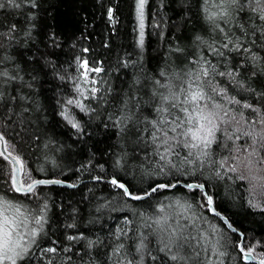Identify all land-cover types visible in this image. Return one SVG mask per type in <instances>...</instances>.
Instances as JSON below:
<instances>
[{"label": "trees", "instance_id": "obj_1", "mask_svg": "<svg viewBox=\"0 0 264 264\" xmlns=\"http://www.w3.org/2000/svg\"><path fill=\"white\" fill-rule=\"evenodd\" d=\"M17 2L20 8L6 5L0 9V32L7 33L8 26H16L12 39L0 36V60L3 61L0 70L17 77L16 80L0 77V81H7L0 82L3 93L0 135L7 144V152L23 161L22 182L60 179L72 185H37L32 193H17L12 190L10 162L0 156V205L8 206L21 226L27 220L26 244L28 231L37 227L33 216L47 205L43 233L31 246L30 255L18 264H48L50 258L53 264H111L108 257L118 243L125 245L127 258L135 262L138 256L134 243L138 242L140 233L149 234L150 230L143 227L145 218L160 214L157 212L160 203L165 205V214L173 217V224L180 220L181 224L188 225L186 234L203 237L202 245L208 251L201 249V256L194 258L196 264H206L208 259L213 264L220 261L254 264L243 259L236 245L243 234L246 248L256 245L253 256L264 253V198L262 207L249 203V186L246 180L237 178L244 174L239 170V162L231 156L245 155L244 149L252 145V139L243 135L244 130L261 131L260 124L254 128L252 125L257 115L251 109L242 108V104L250 103L264 113V72L253 68L248 60L240 67V54L233 53L230 68L238 69L237 79L244 82L245 89L254 91L240 89L227 78L216 77L219 85L228 89L229 96L241 101L239 105L219 101L230 110L226 119L235 115L239 121L243 114L240 132L236 133L241 139L228 141L224 148V138L218 133L219 146L212 147V160L230 158L224 168L219 164H205L202 169L184 165L180 172L172 170L168 175H160L158 164L161 162L153 154L147 134L141 139L140 129L145 126L140 122L142 117L156 118L153 109L159 100L152 99V91L166 92L154 80L178 85L180 81L175 77L195 69L196 65L190 61L200 56L221 65L219 71L228 70L222 66L226 62L212 55L208 48L219 44L222 34L218 30L214 32L204 19L201 0H147L143 47L138 46L135 0H36V7H30L29 0ZM207 7L213 9L212 0ZM251 15L247 9L239 13V19L230 25L231 31L239 35L236 24L244 23L247 28ZM220 23L228 31L229 26ZM53 33L55 41L50 39ZM196 36L205 43L196 41ZM252 51H258L264 58V50L252 46ZM77 57L87 60L89 68H103L101 73L88 74L89 81L95 77L102 83L94 85L101 89L96 99L89 95L83 101L88 109L84 112L74 105H66L69 98L83 99L74 90L77 84L74 78L79 75ZM260 66L264 67V59ZM253 71H257L256 76H252ZM81 87L89 89L93 85L81 82ZM125 100L130 107L138 102L140 111L132 107L129 113L132 119L116 124ZM65 107L79 122V131L61 116ZM234 125L235 121L227 125L229 131ZM235 146H240L241 152L236 153ZM178 151L179 160L172 158V162L179 166L186 150ZM118 158H122L121 166L116 164ZM234 163L238 171H227ZM114 177L135 194L148 191L154 183L177 182L173 177L185 183H202L213 197L215 209L228 219L235 231L228 230L209 213L199 189L193 194L184 186H176L134 201L111 184L110 179ZM178 200L184 207L176 204ZM187 204L192 207L187 208ZM125 220L130 223L126 224ZM118 229L127 235H121ZM67 236L83 238L69 241ZM217 240L220 250L226 253L219 258L211 248ZM89 241L95 242L91 248ZM146 243L148 251L157 259L153 261L145 255V264H174L165 253L159 252L160 245L154 237L149 236ZM48 247H56L57 253H43ZM65 247L71 251L64 252ZM184 254L191 256L187 248ZM69 256L71 262L67 260ZM188 264H193V260Z\"/></svg>", "mask_w": 264, "mask_h": 264}, {"label": "snow or ice", "instance_id": "obj_2", "mask_svg": "<svg viewBox=\"0 0 264 264\" xmlns=\"http://www.w3.org/2000/svg\"><path fill=\"white\" fill-rule=\"evenodd\" d=\"M213 9L210 10L207 5L209 0H201L200 9L203 14L204 19L212 26V30L219 31L222 34V40L219 44L208 45L210 53L216 56L218 59L226 62L222 66L228 70L219 71L218 68L221 65L213 64L211 60L205 59L200 56L196 61H190L196 65L195 69H191L183 74V76L177 75L175 78L180 81L178 85L160 84V81L154 80L156 85L160 88L166 90V92H161L159 90L152 91V99L158 98L159 103L156 104L153 111L156 115L155 119H149L148 117H142L141 123L145 126L140 129L141 139H145L144 133L147 134V142L153 149V154L159 157L161 163L158 164L159 174L168 175L175 170L180 172L184 165H195L199 168H204L205 164H219V167L224 168L229 161V157L225 156L219 161H214L212 157V147L214 144L219 146V137L224 138L223 147L227 148L228 141L240 140L241 136L236 135L240 132L239 128H235L229 131L227 125H230L233 121H236L235 115H232L229 119V111L225 109L224 103L219 102L220 100L226 101L230 105L241 104L240 100H237L234 96L228 95V89L226 87H221L219 81L216 77L227 78L228 82L233 84L235 87L240 89L254 91L252 89H245L244 82L238 80L239 75L238 69L230 68L231 56L233 53L240 54V67L244 66V60L251 62L253 68H258L261 72H264V67L260 66V61L264 58L260 57L258 51H252V46H256L259 50H264V0H212ZM30 7H36V0H29ZM147 0H135V15L138 22V46L143 47L144 44V28H145V6ZM8 7L20 8V3L17 0H0V9ZM247 9L251 16L248 19L251 23L248 27H245L244 23L236 24V28L239 31V35L231 31L230 25L237 19H239V13L244 12ZM112 10L109 9V18H111ZM259 21V23H257ZM229 26L228 31H225L224 27H221V23ZM16 31V26L10 25L7 28V33L0 32V36L7 35L9 39H12V33ZM50 39L55 41V34H51ZM196 41L205 43L200 36L195 37ZM259 41V43H257ZM2 46V45H0ZM87 51V49H85ZM180 51V49H176ZM8 59V58H4ZM77 72L78 77L74 79L77 80L75 87V92L79 97L83 99L69 98L66 100V105H74L79 108L82 112L87 111V105L84 104V100L88 99L89 95L93 98H97V94L101 92L100 88L95 87L97 83H102L98 81L95 77L89 81V73H101L103 68L100 66L89 68L87 60H81L77 57ZM3 61L0 60V64ZM161 76L164 75L163 72L160 73ZM257 71L252 72V76H256ZM0 77H5L7 80H16L17 77L11 76L7 70H0ZM64 79V77H60ZM7 82V81H0ZM81 82L85 85L91 83L93 87L85 89L81 87ZM139 83L138 80L134 81ZM264 95V94H262ZM3 93L0 92V98H2ZM102 98V97H101ZM133 97L132 99H134ZM132 107L136 109L137 112L140 111V105L138 102L133 103L131 107L129 106V101L125 100L123 106L120 109L121 115L116 118L115 123L121 124L125 121L131 120ZM242 108L251 109L258 117L257 120L252 122L253 128L255 124H260L262 126L261 131H247L243 135L250 137L252 139V145L249 147L251 151L247 148L244 149L247 155L243 160L239 156H231L233 161H237L244 165V168L249 172V176L239 175L237 178L240 180H261L264 181V177H257L251 175L252 169L254 167V161L251 157H257L255 163H264V157L260 156V151H264V113L261 109L254 107L250 103H243ZM61 116L78 131L80 130V124L75 119L74 115L71 113L68 107L60 113ZM111 119V117H110ZM241 119H243V114L241 113ZM123 131V129H121ZM259 138V139H257ZM0 140H3V136L0 135ZM5 147L7 144L5 142ZM178 149L186 150V155H184L182 162L179 166L172 162V158L179 160L180 152ZM234 151L236 153L241 152L240 146H235ZM4 153L0 152V156ZM5 159H8L6 156ZM121 159L116 160L117 166H121ZM246 161V162H245ZM16 164L19 168H14L10 175V180L12 184V190L17 193H32L37 185H44L50 183H60V181L52 180H31L30 183L25 185L24 182L18 179L17 172L23 170V161L16 158ZM168 169V172H165ZM227 171L236 173L238 171L237 164L234 163L228 167ZM216 175H220L217 171ZM177 183H179L178 178ZM99 179V178H97ZM111 184L116 188L122 190V194L131 200H143L146 197L160 191L175 188L177 184L171 183H154L150 186V191H145L144 195L135 194L129 190V188L124 184L119 182L115 177L111 180ZM186 188L191 190L193 194L196 190H201L203 197L206 200V204L209 210L215 213L213 205V197L208 195L206 191H203L205 185L203 184H192L187 183L184 185ZM257 185H253V188ZM259 187L264 189V183L260 184ZM249 203H252L250 200ZM177 205H181L180 201H176ZM171 207V205H168ZM191 204H187V208H191ZM46 209L47 205L43 208L38 209V215L33 216L34 224L37 227H32L28 231V242L27 244L22 243L24 236L17 231L20 224L13 219L4 217L0 221V264H18V261L24 260L30 255V248L36 243V238L43 233L44 223L46 222ZM157 212L160 213L154 217H147L146 223L143 227L149 229V234L144 235V233L139 234L138 242L134 243L135 255L138 259L134 262L132 259H128L126 253L124 252L125 245L123 243H118L116 247L112 249L111 254L108 259L111 264H145V255L148 256L150 260L155 261L156 256H153L150 251H148V241L149 236L156 239L159 247V252L165 253L167 259L174 262V264H188L189 260H193V264H196L194 258H199L201 256V249L204 252L208 251V247L202 245L203 237L197 238L192 236L190 232L186 234L187 224H181L180 220H176L175 224L171 221L173 217L171 215L165 214V205L160 203ZM143 215V214H141ZM125 223H130L125 220ZM25 227H27V220L24 221ZM68 227H73V225H68ZM121 235H127V233L117 230ZM243 237V234H241ZM82 236H67L66 239L69 241L82 239ZM120 236H117V240ZM95 242L89 241L88 247L91 248ZM259 242H257L258 244ZM236 247L239 248L240 253L243 255L244 260H256L257 257L253 256L252 253L255 251L256 245L250 247H245V242L243 239L237 243ZM189 249L191 256L185 255L184 250ZM212 253L218 258L223 257L226 253L220 250V241L217 240L215 243L211 244ZM43 253L56 254L58 249L56 247H48L42 250ZM64 252L71 251L70 248H63ZM79 255V254H78ZM264 256V253H261ZM68 262H71V257L67 258ZM48 264H53V260L50 258ZM206 264H213L211 259L206 261ZM220 264H223L220 261ZM259 264H264V259L259 260Z\"/></svg>", "mask_w": 264, "mask_h": 264}, {"label": "rangeland", "instance_id": "obj_3", "mask_svg": "<svg viewBox=\"0 0 264 264\" xmlns=\"http://www.w3.org/2000/svg\"><path fill=\"white\" fill-rule=\"evenodd\" d=\"M136 23H137V37H138L137 19H136ZM138 39H139V37H138ZM238 119H239V123L235 122L234 129L240 128L241 118H238ZM236 121H237V119H236ZM247 131H249V130H244V132H247ZM257 139H259V138H257ZM247 149H248V151H251L250 147H248ZM246 155H247V153L245 155H243L241 153L238 154V156L240 157L241 160H243ZM260 156L264 157V152H260ZM251 159L254 161V167L252 169L251 175L257 176V177H264V163H255V161L257 160V157H251ZM238 167H239V170H241L243 172L241 174H244L245 176H249V172L247 171V169L244 168V165L242 163H239ZM10 168H11V165H10ZM246 182L249 186V191H250L251 201H252L251 204L253 206H255L256 208L262 207V200L264 198V189H261L259 187V185L264 183V181L246 180ZM24 183H25V185L27 184V182H24ZM253 185H257V187L253 188ZM7 207L8 206L5 207L3 205H0V221H2L5 216L8 217L9 219L15 218L14 215H12V213L9 211V209ZM180 211L182 212L183 210L180 208ZM17 231L20 232L24 236V240L22 241V243H25L27 227H25V225H23V226L20 225L19 228L17 229ZM255 256L258 259H264V256H262L260 253H255ZM6 264H10V262H6Z\"/></svg>", "mask_w": 264, "mask_h": 264}, {"label": "water", "instance_id": "obj_4", "mask_svg": "<svg viewBox=\"0 0 264 264\" xmlns=\"http://www.w3.org/2000/svg\"><path fill=\"white\" fill-rule=\"evenodd\" d=\"M0 152H2V153H4V155H3V157L5 158L6 156L8 157V161L10 162V164H11V173H12V170L14 169V168H19V165L18 164H16V158L13 156V155H11L10 153H8L7 152V150H6V148H5V143H4V138H3V140H0ZM17 176H18V179L19 180H21V172L20 171H18L17 172ZM113 178H111L110 179V182H111V180H112ZM37 180H52V181H60V183H50V184H48V185H64V186H68V187H71L72 185L70 184V183H68V182H65V181H63V180H60V179H37ZM119 182H121V183H123L122 181H119ZM189 183H192V184H202V183H197V182H189ZM125 184V183H124ZM173 184H177V186H184L185 184H187V183H185V182H182V181H179V183H177V182H175V183H173ZM126 185V184H125ZM127 186V185H126ZM185 187V186H184ZM120 190V189H119ZM122 191V190H121ZM148 191H150V189L148 190ZM203 191H206L205 190V188H204V190ZM21 193H24V192H21ZM208 194V193H207ZM139 195H144V193H142V194H139ZM126 198H128V197H126ZM129 199V198H128ZM134 201H137V200H134ZM212 207L215 209V207H214V204L212 205ZM207 208H208V211H209V213L212 215V216H215V217H217L224 225H225V227L228 229V230H230V231H235V228L229 223V221H228V219L223 215V214H221L219 211H217L216 209H215V213H213L212 211H210L209 210V207L207 206ZM241 240H242V237H241ZM239 249V248H238ZM242 254V253H241ZM253 255V254H252ZM243 256V255H242ZM259 260L260 259H256V260H246V261H248V262H250V263H254V264H259Z\"/></svg>", "mask_w": 264, "mask_h": 264}]
</instances>
